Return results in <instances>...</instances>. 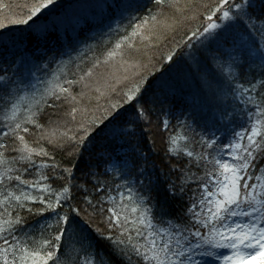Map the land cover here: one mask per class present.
<instances>
[{"label": "snow or ice", "instance_id": "6c2138e0", "mask_svg": "<svg viewBox=\"0 0 264 264\" xmlns=\"http://www.w3.org/2000/svg\"><path fill=\"white\" fill-rule=\"evenodd\" d=\"M54 2L32 0L23 17L0 21V30L27 25L47 34L57 25L42 16ZM122 19L132 31L105 49L106 63L133 47L132 38L157 17ZM205 19L184 41L190 49L184 62L200 74L215 109L202 122L180 121L181 131L160 121L171 129L162 185L159 176L142 179L139 161L147 157L135 148L102 157L83 182L77 176L82 150L101 132L117 141L151 125L153 111L142 97L155 73L141 76L122 93L123 103L96 117L72 94L91 70L69 79L49 61L34 66L32 83L18 69H0V264H264V71H246L264 69V0H216ZM177 51L165 57L168 65ZM49 72L55 82L36 76ZM126 106L133 119L119 121Z\"/></svg>", "mask_w": 264, "mask_h": 264}, {"label": "trees", "instance_id": "16d2710c", "mask_svg": "<svg viewBox=\"0 0 264 264\" xmlns=\"http://www.w3.org/2000/svg\"><path fill=\"white\" fill-rule=\"evenodd\" d=\"M31 2L32 0H0V21L8 24V19L5 17L9 19L23 17L27 5ZM90 2L95 1L55 0L53 5L44 10L42 16V19H47L49 25L53 23L57 25L47 34H37L35 26L29 28L27 25H9L6 29L0 30L2 32L0 69L8 68L9 74L18 69L17 74L25 79H31L32 83H36L35 76L30 75L35 71L34 66L49 61L52 62L53 70H62L69 79L79 80L85 71L91 70L92 76L85 77L84 81L74 85L72 94L77 97V107L86 109L96 117L104 113L111 103H123L122 93L139 82L141 76L155 73L142 97L153 111L151 125L146 126L143 132L137 129L135 137H126L117 141H113L106 132H101L82 150L77 176L81 177L83 182V174L89 169L97 171V164L101 162L102 157L106 158L109 153L114 155L131 153L135 148L137 153L147 157L146 160L139 161L140 167L145 169L147 174L142 179L147 183L148 177L155 180L159 176L162 185L164 173L167 171L166 140L171 129L168 132L164 131L160 127V121L167 119L172 125L177 126V131H181L180 121L188 119L190 122L191 118H195L202 122V119L209 118L208 114L212 115L215 109L216 102L207 87L202 86L200 74L189 67L184 68L181 65L175 67V65L181 59L184 60L190 51L184 46L190 30L208 22L205 16L216 0H165L160 6L156 5L154 0H99L96 2L98 6L91 7L90 15L80 19V22L70 24L68 27L59 26L61 23L59 21L55 22L54 19L60 20L67 13L79 9L81 3L83 6L87 4L85 7L88 9ZM4 4L10 7L3 8ZM129 4L132 7L126 11L125 6ZM205 5L208 6L207 9ZM130 14L139 18L137 23L152 15H155L157 20H150L141 30V35L132 38L130 43L133 47H125L122 56H117L106 63L105 49L110 50L121 36L132 31L128 27V20L122 19ZM118 23L122 25L120 32L110 31V28L115 29ZM125 28L127 33L124 31ZM174 51H177L175 62L168 65L165 57ZM204 62L207 66L201 68L211 76L212 69L206 60ZM162 67L168 69L163 76L158 71ZM174 67L183 69H180L182 74L189 77L187 81L189 90L182 89L179 80L164 85L168 81L166 78L171 76H166L167 72ZM246 71L259 75L264 69L253 65ZM56 75H61V72H57ZM36 76L55 82L51 72L47 75L36 73ZM85 84L87 87L84 86ZM37 88H43V85L37 84ZM113 88L115 91H112ZM97 89L100 91L97 92ZM69 107L70 105L65 104L64 110ZM126 109L121 111L119 121L133 119L131 109L127 106ZM69 127L73 126L69 125ZM69 135L72 133L70 132ZM57 159H60L59 155ZM93 239L98 248L107 250L105 241L95 237L94 233ZM254 262L257 264L256 261Z\"/></svg>", "mask_w": 264, "mask_h": 264}, {"label": "rangeland", "instance_id": "374dc122", "mask_svg": "<svg viewBox=\"0 0 264 264\" xmlns=\"http://www.w3.org/2000/svg\"><path fill=\"white\" fill-rule=\"evenodd\" d=\"M95 2H90L89 3V8L87 9L85 6L87 5H85V6H83V3H81V6H80V8L79 9H76L75 11H72V12H69V13H67L64 17H62V19H60V20H56V19H54L55 20V22H57L58 23V21L59 22H61L60 24H59V26H69L70 24H74V23H77V22H80V19H82L83 17H85L86 15L87 16H89L90 14H89V12L91 11V7H93V6H98V4L96 3L97 1H99V0H94ZM82 7V8H81ZM194 44H196V41H194ZM188 54V53H187ZM187 56V55H186ZM205 60H202V63H201V67H205V66H207L206 64H205V62H204ZM178 65H181V66H183L184 68L185 67H188V65L184 62V60L183 59H181L176 65H175V67L176 66H178ZM172 68V70H169L167 73V75L166 76H169V75H171V76H169V77H167L166 78V80H168L167 82H165L164 83V85L165 86H167V84L168 83H172V82H174L175 83V81L176 80H179V83H180V85L182 86V89H187V90H189L188 89V86H187V81H189V77L187 76V75H184V74H182L183 72H181L180 71V69L181 68H179V69H177V68ZM182 67V68H183ZM181 70H183V69H181ZM178 71H179V73H178ZM178 75H177V74ZM173 77V78H172ZM188 84H190V83H188ZM209 116H211L210 114H208ZM219 251H221V252H223L224 254H231V250H228V249H222V250H219ZM255 262L253 261V260H250V261H246V264H254Z\"/></svg>", "mask_w": 264, "mask_h": 264}]
</instances>
